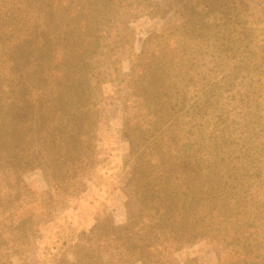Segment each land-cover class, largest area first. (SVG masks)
<instances>
[{
	"label": "trees",
	"instance_id": "trees-1",
	"mask_svg": "<svg viewBox=\"0 0 264 264\" xmlns=\"http://www.w3.org/2000/svg\"><path fill=\"white\" fill-rule=\"evenodd\" d=\"M89 3L0 0V95L9 85L13 100L0 102V176L41 168L51 185L65 183V194L83 184L96 154V134L88 124L94 117L90 83L100 75L93 58L101 36L78 48L79 32L90 22L77 20L76 27L73 18ZM140 56L129 82L141 71L143 88L153 87L164 69L155 68L154 53ZM25 107L38 109L25 115ZM150 115H140L134 124L125 120L135 158L124 192L134 209L124 225L108 221V232L120 231V245L116 260L103 264H180L175 252L198 235L218 248L211 264H264V132L259 133L264 113L259 108L198 109L157 132ZM99 231L96 224L85 234L87 254L77 255L75 264L101 262V246L85 241Z\"/></svg>",
	"mask_w": 264,
	"mask_h": 264
},
{
	"label": "rangeland",
	"instance_id": "rangeland-1",
	"mask_svg": "<svg viewBox=\"0 0 264 264\" xmlns=\"http://www.w3.org/2000/svg\"><path fill=\"white\" fill-rule=\"evenodd\" d=\"M90 2L81 11L77 8L73 23L90 22L79 32L78 48L101 36L93 58L101 78L94 76L90 83L94 117L88 124L96 134V154L83 184L67 194L65 183L51 185L41 168L0 176V264H75L77 255L87 254L82 239L96 224L100 231L85 241L101 246V262L85 264L116 260L120 231L108 232V221L124 225L134 209L124 192L135 158L125 120L134 124L151 112L150 125L157 132L198 109L259 108L264 113V0ZM146 50L155 54V68L164 69V75L145 89L141 71L139 81L129 82L128 75ZM1 91L0 102L13 101L9 85ZM133 91L140 95L128 97ZM35 109L25 107L24 113ZM261 196L264 201V190ZM217 249L198 235L174 256L180 264H211L218 259Z\"/></svg>",
	"mask_w": 264,
	"mask_h": 264
}]
</instances>
